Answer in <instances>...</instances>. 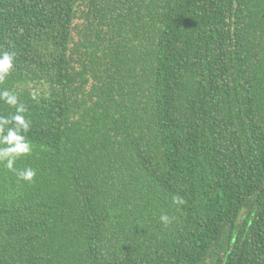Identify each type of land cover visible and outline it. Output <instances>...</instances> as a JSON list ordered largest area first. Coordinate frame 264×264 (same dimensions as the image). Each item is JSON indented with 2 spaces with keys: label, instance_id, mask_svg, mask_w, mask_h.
Wrapping results in <instances>:
<instances>
[{
  "label": "trees",
  "instance_id": "1",
  "mask_svg": "<svg viewBox=\"0 0 264 264\" xmlns=\"http://www.w3.org/2000/svg\"><path fill=\"white\" fill-rule=\"evenodd\" d=\"M263 14L0 0V91L24 104L33 149L15 167L36 171L0 164V264H264Z\"/></svg>",
  "mask_w": 264,
  "mask_h": 264
},
{
  "label": "clouds",
  "instance_id": "2",
  "mask_svg": "<svg viewBox=\"0 0 264 264\" xmlns=\"http://www.w3.org/2000/svg\"><path fill=\"white\" fill-rule=\"evenodd\" d=\"M14 53L3 52L0 54V80H3L13 68ZM32 99L36 100L37 95L34 93ZM0 101L15 109L10 116H0V164L14 172L18 179L26 182H32L36 176V171L31 167L17 169L16 161L26 155L31 154L32 145L26 139L23 133H26L30 127V121L26 119L24 113L26 108L20 102L15 92L10 90L0 91ZM174 204H182V199L176 197L173 199ZM160 222L167 225L171 218L163 214L159 217Z\"/></svg>",
  "mask_w": 264,
  "mask_h": 264
},
{
  "label": "water",
  "instance_id": "3",
  "mask_svg": "<svg viewBox=\"0 0 264 264\" xmlns=\"http://www.w3.org/2000/svg\"><path fill=\"white\" fill-rule=\"evenodd\" d=\"M263 17H264V14H263Z\"/></svg>",
  "mask_w": 264,
  "mask_h": 264
}]
</instances>
